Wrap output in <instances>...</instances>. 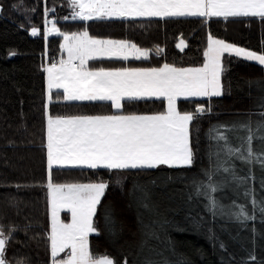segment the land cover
I'll return each mask as SVG.
<instances>
[{"label":"trees","instance_id":"1","mask_svg":"<svg viewBox=\"0 0 264 264\" xmlns=\"http://www.w3.org/2000/svg\"><path fill=\"white\" fill-rule=\"evenodd\" d=\"M77 10L69 0H0V228L5 234L13 229L6 264H51L49 113L133 115L165 109L164 99H143L124 101L117 111L106 101H66L57 90L49 104L45 68L60 57L63 36L45 33L46 21L60 33L87 31L150 52L147 59L90 60L93 70L201 66L209 35L264 54V20L258 17L71 19ZM180 40L187 44L182 51ZM222 63L224 95L179 100V110L194 115L192 166L52 169L53 183H108L95 216L98 234L89 239L96 257L108 256L115 264H264V157L248 155L247 132L239 128V149L225 141L232 124L264 121V67L228 54ZM201 106L204 112H197ZM241 208L254 219L241 216Z\"/></svg>","mask_w":264,"mask_h":264},{"label":"snow or ice","instance_id":"2","mask_svg":"<svg viewBox=\"0 0 264 264\" xmlns=\"http://www.w3.org/2000/svg\"><path fill=\"white\" fill-rule=\"evenodd\" d=\"M78 9L80 20L160 19L199 17H258L264 20V0H69ZM53 29H49V34ZM36 29L32 35H37ZM62 46L68 59L45 68L48 74V103L53 102V89L66 101H111L118 111L124 99L156 97L167 100V110L157 115H47V184L51 203V256L53 264H114L109 257L94 258L89 248V235L98 234L94 226L97 207L109 187L106 182L77 184L53 183L52 169L86 167L89 169H154L161 165L190 167L193 164L190 125L192 113H181L178 98L218 97L223 94L222 58L225 53L256 61L264 66V55L208 37L206 62L199 68H131L116 71L89 70V60L101 57L127 60L129 50L136 59L148 58V51L126 40H100L87 31L67 35ZM183 41L177 47H181ZM181 50H183L181 48ZM158 51H163L159 49ZM15 53H13L14 55ZM78 61V63H76ZM197 112H204L198 108ZM264 116V113L261 114ZM264 128V123L258 126ZM223 138V137H222ZM264 138V137H262ZM253 139L251 128L246 137ZM243 158V157H242ZM264 167V163H262ZM215 191V189H213ZM67 211L71 220L65 223L60 213ZM264 212V207L261 208ZM240 215L249 217L243 208ZM0 228V264L6 244L12 239ZM66 249V259H57ZM126 264V261H125Z\"/></svg>","mask_w":264,"mask_h":264},{"label":"rangeland","instance_id":"3","mask_svg":"<svg viewBox=\"0 0 264 264\" xmlns=\"http://www.w3.org/2000/svg\"><path fill=\"white\" fill-rule=\"evenodd\" d=\"M78 11V10H77ZM77 11H75V12H73L72 13V15H71V19H73V20H80L79 18H74L75 17V13L77 12ZM138 18H156V17H138ZM54 28V30L52 31V33L51 34H54V35H58L57 34V30L59 31V29H58V27H57V25L55 24V23H52V21L50 20V21H46L45 22V33H49V29H53ZM60 32V31H59ZM67 35H72V34H67ZM214 38V37H213ZM95 39H97V38H95ZM214 39H217V38H214ZM100 40H102V39H100ZM181 41H183V45H181V47H178V49L179 50H181V48L184 50L186 47H187V44H186V42L184 41V40H180L179 42H178V44L177 45H180L181 44ZM226 42V41H225ZM64 43H65V41H64V38H62V43H61V55H60V57L57 59V61H53L51 64H47V66H46V68H48V67H50L52 64H58L59 63V61L61 60V59H63V60H67L68 59V54H67V52L64 50V48L62 47L63 45H64ZM226 43H228V42H226ZM230 44H232V43H230ZM233 45H235V44H233ZM235 46H237V47H241V46H238V45H235ZM139 48V47H138ZM242 48H244V47H242ZM140 49H142V48H140ZM207 49H208V40H207V43H206V45H205V52L207 51ZM245 50H247V51H252V50H249V49H247V48H244ZM142 50H146V49H142ZM148 51V50H147ZM182 51V50H181ZM204 52V53H205ZM253 52H255V51H253ZM148 53L150 54V52L148 51ZM258 55H264V54H262V53H258V52H256ZM225 54H228V53H225ZM224 54V55H225ZM229 55V54H228ZM149 56V55H148ZM231 56H235V55H231ZM235 57H237V56H235ZM103 58H107V57H101V58H98V59H103ZM238 58H241V59H244L243 57H238ZM128 59H136L135 57H134V55L132 54V52H131V50H129V58ZM140 59H144V58H140ZM245 60V59H244ZM90 61V60H89ZM88 61V62H89ZM246 61H248V60H246ZM206 62V59H204V63ZM249 62H252V63H255V64H257V65H260L258 62H256V61H249ZM76 63H78V61L76 62ZM204 63L201 65V66H197V67H186V68H199V67H202L203 65H204ZM172 66V65H171ZM260 66H262V65H260ZM87 67H88V69L89 70H93V69H90V67H89V64L87 63ZM163 67V66H162ZM262 67H264V66H262ZM161 68V67H160ZM177 68H179V67H177ZM106 71H116V70H106ZM221 81H222V86H223V94L222 95H224V93H225V90H224V83H223V73H222V77H221ZM53 90H56V89H53ZM221 95V96H222ZM218 97H220V96H218ZM212 98V97H211ZM143 99H164L163 97H161V98H156V97H144V98H140V99H132V100H143ZM183 99H185V98H183V97H181V98H178L177 99V108H178V110H179V100H183ZM187 99H208V97H189V98H187ZM127 100H129V99H124L123 101H122V104H123V107H124V101H127ZM165 100V109H164V111L163 112H165L166 110H167V100L166 99H164ZM70 102H85V101H70ZM106 102H110L111 103V101H106ZM113 107V106H112ZM114 108V107H113ZM198 108H200V107H197L196 108V110L198 109ZM115 109V108H114ZM123 109V108H122ZM121 109V110H122ZM115 110H117V109H115ZM118 111V110H117ZM120 111V110H119ZM180 111V110H179ZM163 112H161V113H163ZM181 112V111H180ZM181 113H185V112H181ZM157 114H160V113H153V114H133V115H157ZM116 115H129V114H116ZM237 123H240L238 126L236 125ZM237 123H235V124H232L231 126V129H230V132H231V134L229 135V136H227L226 138H225V141H230V146H231V149L233 148V151H235V150H237V149H239L238 147H236L235 145H237V143H238V141H240L241 140V134H238V128H239V130H243V131H246L247 132V135H246V137L249 135V127L251 128V133H252V135H253V139H252V142H251V145H250V147H251V149H252V155H257V156H260V157H264V138H262V137H264V128H260L259 130H257L258 129V126L260 125V124H262V123H264V121L262 120H259V121H249V122H247V123H245V122H242V121H239V122H237ZM190 132H191V146H192V123H191V125H190ZM246 137H245V141H246V143H247V140H246ZM232 142V143H231ZM235 142H237V143H235ZM248 147H249V145H248V143L245 145V149H246V151H247V149H248ZM192 150H193V147H192ZM193 163H194V151H193ZM193 165V164H192ZM191 165V166H192ZM185 167H187V166H185ZM53 168H55V166L53 167ZM68 168H72V167H68ZM76 168H86V167H76ZM158 168H170V167H168V166H166V165H161L160 167H158ZM173 168H175V167H173ZM154 169H157V168H154ZM126 170H131V169H126ZM133 170H138V169H133ZM139 170H141V169H139ZM254 181H256L258 178H257V176H255L254 178ZM262 183V182H261ZM88 184V183H87ZM262 184H264V182L262 183ZM238 185V184H237ZM236 185V186H237ZM239 185H240V182H239ZM253 189V188H252ZM237 191H238V188H237ZM238 192H236L235 191V193L234 194H237ZM102 200V199H101ZM98 208V207H97ZM49 215H50V235H51V203H50V196H49ZM96 216V215H95ZM60 217H61V219L65 222V223H69L70 222V220H71V216H70V213H68L67 211H62L61 213H60ZM94 226H95V217H94ZM91 235H93V234H90L89 235V239H90V236ZM89 248H90V243H89ZM70 250L69 249H66L64 252H62V253H60V255L57 257V259L59 260V259H66L67 258V253L69 252ZM90 252L92 253V251H91V249H90ZM50 255H51V241H50ZM92 255H93V257L94 258H101V257H108V256H101V257H96L93 253H92ZM110 258V257H109ZM3 259L5 260V258L3 257ZM112 259V258H111ZM51 264H53V260H52V256H51ZM115 264V263H114Z\"/></svg>","mask_w":264,"mask_h":264},{"label":"crops","instance_id":"4","mask_svg":"<svg viewBox=\"0 0 264 264\" xmlns=\"http://www.w3.org/2000/svg\"><path fill=\"white\" fill-rule=\"evenodd\" d=\"M46 88H47V94H48V74H47V72H46Z\"/></svg>","mask_w":264,"mask_h":264},{"label":"water","instance_id":"5","mask_svg":"<svg viewBox=\"0 0 264 264\" xmlns=\"http://www.w3.org/2000/svg\"><path fill=\"white\" fill-rule=\"evenodd\" d=\"M201 107H202V106H201ZM201 107H200V108H201ZM202 108H204V107H202Z\"/></svg>","mask_w":264,"mask_h":264},{"label":"built area","instance_id":"6","mask_svg":"<svg viewBox=\"0 0 264 264\" xmlns=\"http://www.w3.org/2000/svg\"><path fill=\"white\" fill-rule=\"evenodd\" d=\"M38 31V30H37ZM39 32V31H38Z\"/></svg>","mask_w":264,"mask_h":264}]
</instances>
